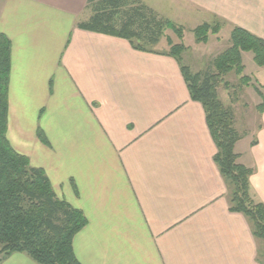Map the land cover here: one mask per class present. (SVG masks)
Listing matches in <instances>:
<instances>
[{"label":"crops","instance_id":"obj_1","mask_svg":"<svg viewBox=\"0 0 264 264\" xmlns=\"http://www.w3.org/2000/svg\"><path fill=\"white\" fill-rule=\"evenodd\" d=\"M87 2L0 0V31L11 42L7 138L87 217L73 237L79 261L264 264L263 239L229 209L203 105L191 98L179 62L79 27L90 16ZM170 2L180 22L219 18L230 32L237 25L264 39V0ZM188 54L183 61L204 58ZM254 76L262 93L251 106L256 134L235 151L254 169L251 189L264 203V111L256 109L264 65ZM239 100L226 104L236 109ZM0 264L39 263L13 252Z\"/></svg>","mask_w":264,"mask_h":264},{"label":"trees","instance_id":"obj_2","mask_svg":"<svg viewBox=\"0 0 264 264\" xmlns=\"http://www.w3.org/2000/svg\"><path fill=\"white\" fill-rule=\"evenodd\" d=\"M87 9L91 14L79 27L126 38L135 49L168 54L179 62L191 98L203 105L217 147L214 161L227 184L229 209L243 213L253 234L264 240V203L256 199L250 182L254 169L240 162L235 151L236 142L245 132L235 126L233 106L218 94L221 82L230 86L224 76L231 71L240 76V83L251 81L243 74L242 52L251 51L255 63L263 66L264 39L235 25L230 45L213 58V66L194 72L183 63L184 43L174 42L166 34L171 29L182 41L184 26L162 16L143 0H88ZM219 21L214 25L204 22L192 29L196 40L204 42L210 33H217L222 25ZM163 37L170 48L159 51L155 46ZM10 71L11 42L0 31V261L13 252H25L39 264H82L75 254L73 237L87 224V217L59 197L43 168L31 165L29 157L15 150L7 138ZM262 98L256 106L259 113L264 111ZM39 135L44 139L40 130Z\"/></svg>","mask_w":264,"mask_h":264},{"label":"rangeland","instance_id":"obj_3","mask_svg":"<svg viewBox=\"0 0 264 264\" xmlns=\"http://www.w3.org/2000/svg\"><path fill=\"white\" fill-rule=\"evenodd\" d=\"M145 3H147L148 5H150L151 7L155 8L157 11H159V13L162 16H165L167 18H169L170 20L174 21L176 24L178 25H183L184 26V37L182 39V41L179 40V38L177 37V35L175 34V32L171 29H167L166 30V34L169 35L174 42H183L185 45V49L182 52V59L184 60V57L187 56L185 55L187 53V51H189V54H193L195 52H198V54L203 55V59L202 61H200V57L197 55V61H195V55L193 54L188 56L186 58L187 62L183 61L184 64H190L192 59L193 62L191 65L192 70L195 72L196 69H198V71H203L206 69H209L210 67L213 66V64L211 63V60L216 56L213 55L214 53H219L221 51H223L226 47H228L230 45V28L229 27H224L225 23H221V21H219V18H215L213 19V21L211 22H207L211 25L216 24L218 21L222 28L219 29V31L217 33H210L208 40L204 41V42H198L194 36V33L192 31V29H194L197 25L198 22L194 21V20H186V22H180L179 20H177L176 18H174V14L171 13V10L169 7V4L171 3L170 0H143ZM86 14H91V10L87 9ZM198 21V20H197ZM221 30V31H220ZM232 30V29H231ZM230 32V34H229ZM208 44H205L207 43ZM170 48V44L167 42L166 37H163L160 41V43L158 45L155 46V49L159 50V51H165L168 50ZM188 54V55H189ZM244 64H245V69H244V73L243 74H247L250 77H252L253 79V83L249 82V83H240V76L238 74H236L234 71H231L230 73H228L226 76H224V80L229 81L231 84H233L235 87H232L231 84L230 86H225L224 82H221L218 86L219 89V96L221 97V99H223V101L225 103H229V101H236L237 99H240L239 102L236 105V109H234L236 111V118L238 123L237 128H239L241 132H245V139L243 140V144H248L249 141L251 140L252 137L255 136L256 131H255V122L253 118V115L256 113H254V111L251 109V106L253 104L254 98L258 97V99L260 98L256 91L259 90V88L257 89V87L260 85L259 84V80L256 78L255 75V67L257 66L254 62V59L252 58V52H246V54H244ZM193 57V58H192ZM195 59V60H194ZM196 64H198L199 66H196ZM189 66V65H188ZM251 79V80H252ZM257 83V84H255ZM259 84V85H258ZM235 89V90H234ZM234 91H236L237 94V98L235 97L236 94H233ZM263 101V98H262ZM261 101V102H262ZM248 104V108H244L246 105ZM257 109V108H256ZM253 111V112H252ZM258 111V110H257ZM252 112V113H251ZM246 115V116H245ZM250 124L252 126V131H249L248 133H246L247 131L244 130V128L242 127L243 122L248 123V116H250ZM256 115V114H255ZM245 116V119L244 117ZM245 123V125H246ZM247 136V137H246ZM244 137V136H243ZM242 137V138H243ZM256 140V137L252 140L254 141ZM264 244V240L261 241Z\"/></svg>","mask_w":264,"mask_h":264}]
</instances>
